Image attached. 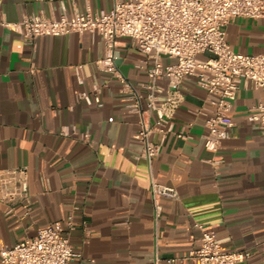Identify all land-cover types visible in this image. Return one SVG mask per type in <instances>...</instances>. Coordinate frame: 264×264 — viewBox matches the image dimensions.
<instances>
[{
  "label": "crops",
  "instance_id": "1",
  "mask_svg": "<svg viewBox=\"0 0 264 264\" xmlns=\"http://www.w3.org/2000/svg\"><path fill=\"white\" fill-rule=\"evenodd\" d=\"M61 4L72 17L87 7L110 10L114 0H0V172L28 171V198L0 202V252L73 213L69 237L81 254L78 264H199L185 256L204 231L227 251L251 253L239 264H264V135L249 120L264 90L240 82L234 125L211 152L200 113L211 107L209 94L195 78L186 79L172 131L149 166L137 158L141 113L129 106L136 94H145L149 58L131 40H117V69L133 88L126 93L117 78L100 70L99 35L42 36L31 47L16 30L25 15L40 10L59 17ZM224 31L238 53L264 50L260 19L236 18ZM157 83L167 87L165 79ZM140 106L153 125L155 115L145 111L143 97ZM158 139L154 133L152 140ZM154 182L174 188L177 198L154 202ZM170 258L177 260L168 263Z\"/></svg>",
  "mask_w": 264,
  "mask_h": 264
},
{
  "label": "built area",
  "instance_id": "2",
  "mask_svg": "<svg viewBox=\"0 0 264 264\" xmlns=\"http://www.w3.org/2000/svg\"><path fill=\"white\" fill-rule=\"evenodd\" d=\"M59 17L48 16L44 10L25 15L15 28L27 46L34 47L42 36H63L89 32L99 35L104 45L100 70L111 74L121 83L123 92H132L129 82L120 74L115 60L119 38L131 40L133 46L145 54L150 63L148 81L141 84L145 94L137 95L130 109L141 113L138 138L142 150L137 158L151 166L169 132L172 118L183 100L181 87L188 78L209 94L210 108H203L207 133L203 136L206 150L216 152L220 142L233 127L232 108L242 81L253 89L264 90V50L256 54L234 51L226 41L224 27L233 19H260L264 25V0H114L110 10L76 11L69 17L65 11ZM163 58L175 60L164 62ZM165 79L167 87L157 83ZM98 91L97 88L95 89ZM145 111L155 115L153 125L143 118L140 100ZM99 102V97L95 96ZM264 135V100L259 101L249 114ZM159 135L158 141L152 135ZM179 137H185L180 134ZM84 140L88 134H83ZM154 202L158 198H177L174 188L158 183L151 186ZM28 198V171L25 167L0 172V202L13 205ZM74 206L73 211H77ZM160 207L156 205V215ZM75 228L71 213L64 221H54L39 229L32 238L6 247L0 252V264H78L81 254L70 242ZM85 236L90 230L84 224ZM248 251H227L222 242L204 231L200 244L185 258L199 264H239L250 258ZM170 258L168 263L176 261ZM157 264V259L154 260Z\"/></svg>",
  "mask_w": 264,
  "mask_h": 264
},
{
  "label": "rangeland",
  "instance_id": "3",
  "mask_svg": "<svg viewBox=\"0 0 264 264\" xmlns=\"http://www.w3.org/2000/svg\"><path fill=\"white\" fill-rule=\"evenodd\" d=\"M172 62L174 63V62H175V60H172Z\"/></svg>",
  "mask_w": 264,
  "mask_h": 264
}]
</instances>
